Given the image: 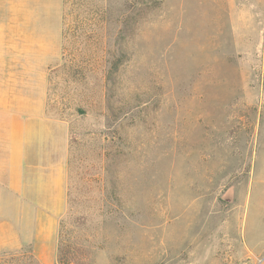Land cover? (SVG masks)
I'll use <instances>...</instances> for the list:
<instances>
[{
    "label": "rangeland",
    "instance_id": "rangeland-1",
    "mask_svg": "<svg viewBox=\"0 0 264 264\" xmlns=\"http://www.w3.org/2000/svg\"><path fill=\"white\" fill-rule=\"evenodd\" d=\"M231 0H64L52 264H264V83ZM0 264H44L32 249Z\"/></svg>",
    "mask_w": 264,
    "mask_h": 264
},
{
    "label": "crops",
    "instance_id": "crops-1",
    "mask_svg": "<svg viewBox=\"0 0 264 264\" xmlns=\"http://www.w3.org/2000/svg\"><path fill=\"white\" fill-rule=\"evenodd\" d=\"M228 10L263 84L264 0H231ZM63 36L64 0H0V252L27 245L44 264L55 262L67 204L68 128L47 106Z\"/></svg>",
    "mask_w": 264,
    "mask_h": 264
}]
</instances>
